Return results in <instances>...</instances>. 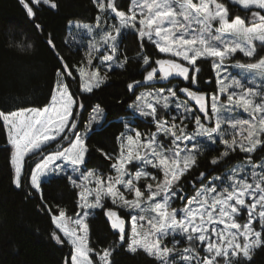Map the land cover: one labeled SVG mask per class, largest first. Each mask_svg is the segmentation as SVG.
<instances>
[{"label": "snow or ice", "instance_id": "snow-or-ice-1", "mask_svg": "<svg viewBox=\"0 0 264 264\" xmlns=\"http://www.w3.org/2000/svg\"><path fill=\"white\" fill-rule=\"evenodd\" d=\"M91 2L94 23L70 21L64 41L83 53L79 63L49 37L57 67L46 102L0 110L13 185L40 195L51 239L70 249L63 264H114L118 249L153 264H250L264 248V0ZM20 3L29 18L33 6L58 8ZM129 36L142 79L126 85L128 111L96 104L85 121L82 97L129 63ZM114 125L112 147L96 149L107 164L92 166L89 141ZM211 152L210 167L194 175ZM57 179L75 190L72 214L43 197V183ZM97 210L116 237L106 247L91 240Z\"/></svg>", "mask_w": 264, "mask_h": 264}, {"label": "trees", "instance_id": "trees-1", "mask_svg": "<svg viewBox=\"0 0 264 264\" xmlns=\"http://www.w3.org/2000/svg\"><path fill=\"white\" fill-rule=\"evenodd\" d=\"M56 2V10L33 6L36 16L29 18L20 0H0V110L41 106L46 102L57 67L56 55L47 44L49 37L70 64H77L81 60L82 52L78 55L75 49L69 50L64 44L65 39L69 38L68 25L70 21L94 23L97 9L91 0ZM224 2L227 4L229 0ZM232 10L237 9L234 7ZM35 24H40L42 31ZM29 44L32 47L23 51ZM137 45L138 41L129 36L122 45L127 49L129 63L110 72L107 83L94 94L82 97L86 108L82 113L85 121L96 104H100L109 114L128 111L125 102L130 103L131 100L126 95V85L132 79H142V66L135 59ZM201 75L205 80L212 78L207 65L203 67ZM75 87L73 85V90ZM109 119H112L111 115ZM118 132L119 127L114 125L105 128L102 136L92 137L89 141L95 157L92 166L99 164L103 167L107 164L96 149L112 147L113 137ZM5 149L6 132L0 127V264H63L69 247L57 245L51 239L50 232L54 226L50 216L41 210L40 195L34 191L28 195L27 190L17 189L13 185L10 153ZM215 155L217 152L201 157V167L193 174L209 168L208 161ZM257 156L264 157V153L258 152ZM230 159L232 163L239 162L236 155ZM42 191L49 205L54 207L59 204L72 214L75 190L66 180L45 182ZM90 235L91 240L101 247L112 244L116 239L102 210H97V214L90 218ZM101 241L104 243L101 244ZM113 259L114 264H153L145 254L133 256L123 249H118ZM250 264H264V248L255 251Z\"/></svg>", "mask_w": 264, "mask_h": 264}, {"label": "flooded vegetation", "instance_id": "flooded-vegetation-1", "mask_svg": "<svg viewBox=\"0 0 264 264\" xmlns=\"http://www.w3.org/2000/svg\"><path fill=\"white\" fill-rule=\"evenodd\" d=\"M178 81H174L173 83H177Z\"/></svg>", "mask_w": 264, "mask_h": 264}]
</instances>
